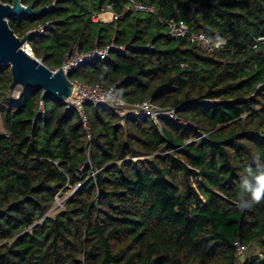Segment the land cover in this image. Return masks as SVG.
I'll list each match as a JSON object with an SVG mask.
<instances>
[{"label": "trees", "instance_id": "obj_1", "mask_svg": "<svg viewBox=\"0 0 264 264\" xmlns=\"http://www.w3.org/2000/svg\"><path fill=\"white\" fill-rule=\"evenodd\" d=\"M136 1L154 13L124 12L129 0H23L47 10L9 19L19 37L49 26L28 45L51 69L76 47L126 46L70 79L179 121L87 103V129L41 89L12 101L0 66V264H264V201L240 210L237 197L253 157L264 160V0ZM109 6L111 22L93 19ZM171 20L226 45L203 52L169 35Z\"/></svg>", "mask_w": 264, "mask_h": 264}, {"label": "built area", "instance_id": "obj_2", "mask_svg": "<svg viewBox=\"0 0 264 264\" xmlns=\"http://www.w3.org/2000/svg\"><path fill=\"white\" fill-rule=\"evenodd\" d=\"M103 10L112 12V8L110 6L105 7ZM129 11L154 13L155 8L154 6L145 5L136 0H129V2L124 7V12ZM95 17L96 15L93 16V19ZM48 27V25L41 26L40 29L34 30V32H43ZM167 27L169 35L173 37L187 36L190 38L191 42L195 43L203 52L212 53L215 50L224 49L226 45L225 40L212 41L204 33L190 32L188 26L183 21L171 20L167 23ZM263 40L264 38H258L257 43ZM114 49L124 51L126 49V46H116L115 44H110L105 48L95 46L91 51L85 53L79 52L78 47H76L73 51L69 52L65 56L61 68H63L65 72H73L81 67L84 63L90 62L94 59L107 60L110 57V51ZM56 69H54V71ZM73 81L74 90L71 97L68 98L66 103L69 105V107L75 108L78 111L87 129V118L84 112V107L87 103H92L94 105H107L111 111L119 114L122 118L128 115H147L150 116L157 124H159V119L161 118H170L175 121H179L174 109L160 107L154 104L150 99L142 103L129 104L118 97L113 88L106 89L99 84L93 86L76 80ZM63 201L61 202V204L59 203L61 207ZM57 208L60 207L58 206ZM235 246L237 258L243 259L246 247L241 245L239 242H236Z\"/></svg>", "mask_w": 264, "mask_h": 264}, {"label": "water", "instance_id": "obj_3", "mask_svg": "<svg viewBox=\"0 0 264 264\" xmlns=\"http://www.w3.org/2000/svg\"><path fill=\"white\" fill-rule=\"evenodd\" d=\"M46 10L47 7L36 9L33 3L24 5L23 0H12L11 3L0 0V66L7 65L11 69L10 94L18 87L25 90L41 89L42 101L52 95L66 103L74 90V81L70 79L72 72H65L61 67L55 71L49 68L28 45L35 32L31 30L19 37L9 25L10 18L34 17Z\"/></svg>", "mask_w": 264, "mask_h": 264}, {"label": "clouds", "instance_id": "obj_4", "mask_svg": "<svg viewBox=\"0 0 264 264\" xmlns=\"http://www.w3.org/2000/svg\"><path fill=\"white\" fill-rule=\"evenodd\" d=\"M254 167L245 169V175L238 185V204L240 210L248 209L264 201V160L253 157Z\"/></svg>", "mask_w": 264, "mask_h": 264}, {"label": "rangeland", "instance_id": "obj_5", "mask_svg": "<svg viewBox=\"0 0 264 264\" xmlns=\"http://www.w3.org/2000/svg\"><path fill=\"white\" fill-rule=\"evenodd\" d=\"M104 14H105V15H104L102 18H100V19H102V20H104L103 18H105V20H107V19H111L112 14H111L110 11H105ZM20 93H21V88L18 87L15 91H13V93L10 94V98H11V100H12V101H17V100L19 99V97H20ZM0 131H1V132H4V129H3V127H2V121H1V119H0ZM63 197H67V195H63V196H61V197L58 198V202H56L54 209H56L58 206L61 207L60 204H61V202L64 200ZM59 203H60V204H59ZM54 209H53V210H54ZM53 210H52V211H53Z\"/></svg>", "mask_w": 264, "mask_h": 264}, {"label": "crops", "instance_id": "obj_6", "mask_svg": "<svg viewBox=\"0 0 264 264\" xmlns=\"http://www.w3.org/2000/svg\"><path fill=\"white\" fill-rule=\"evenodd\" d=\"M105 12V11H104ZM104 12H102V13H100V14H98V15H96V17L94 18V20H102V19H100V18H102L105 14H104ZM111 14H112V17H111V19H107V20H105V18H103L104 20H102V21H105V22H111L112 20H113V16H114V14L111 12Z\"/></svg>", "mask_w": 264, "mask_h": 264}]
</instances>
